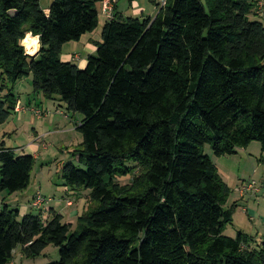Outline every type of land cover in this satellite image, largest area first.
Wrapping results in <instances>:
<instances>
[{"label":"trees","instance_id":"trees-1","mask_svg":"<svg viewBox=\"0 0 264 264\" xmlns=\"http://www.w3.org/2000/svg\"><path fill=\"white\" fill-rule=\"evenodd\" d=\"M103 1L53 0L47 14L40 0H0V126L31 76L34 100L83 116L81 167L64 164L61 178L90 191L75 225L41 193L47 203L35 207L36 194L30 204L39 215L2 199L0 264L50 245L60 257L51 264H264V237L225 236L237 207L206 154L235 156L253 142L264 152L259 0H168L153 18L114 16L85 68L63 62L65 45L98 28ZM29 32L34 56L21 43ZM35 165L0 142V196L27 191Z\"/></svg>","mask_w":264,"mask_h":264},{"label":"rangeland","instance_id":"rangeland-1","mask_svg":"<svg viewBox=\"0 0 264 264\" xmlns=\"http://www.w3.org/2000/svg\"><path fill=\"white\" fill-rule=\"evenodd\" d=\"M45 2L46 0L42 1L43 7H47ZM262 13L263 18L257 15L259 18L257 20L264 24V8ZM252 18L256 19L255 17ZM68 48L65 47V50ZM64 55L65 53L63 52L62 57ZM23 82L26 88L32 89L31 76L25 78ZM26 88L21 91L16 89L19 93L21 92L22 97L20 96V99L23 104L27 103V96H30ZM36 100L38 106L41 108L43 106V109L38 110L43 112L44 118L39 119L34 112H31L38 120H41L37 121V125H43L39 132H43L45 135H42L40 142L36 141L38 148L34 153L38 158H36V165L32 172L30 187L25 192L10 196L4 193L0 196V201L4 198H6L5 204L11 201L14 206L12 209L19 210L21 216L27 213L39 215L40 211L30 208L29 202L36 194L41 193L43 196L54 198L55 202H59V204L53 203V206L59 212H64V222L75 225L77 218L83 214L88 205L90 191L80 190L75 191L77 193L74 194L71 193L73 191L63 187L61 168L69 162L81 167L77 157H73V151L83 141L81 133L75 130L76 123L82 120L83 116L68 112L58 101L47 100L42 96ZM41 103L43 104L41 105ZM18 105L16 112L17 108L22 112L21 104L19 103ZM20 112L14 114L9 125L2 126L3 129L0 126V132L4 131L2 135L0 134L2 136L0 137V142L4 141L17 151L20 150L21 146L26 145L27 140L33 134L31 129L26 130L23 124L16 123V114H20ZM75 121L77 122L75 123ZM72 126H74L73 130L68 131V128ZM20 127L21 129H19ZM35 127L37 128L36 125ZM15 129L18 132H15ZM206 154L214 163L215 161L219 162L220 169H224L230 177L228 183L233 186L228 206L236 205L237 208L233 216V223L225 230V236L235 238L239 234H245L254 241L264 237V152L261 149V145L258 142H253L248 148L238 151L237 155L219 159L214 157L210 147H206ZM132 178V176L118 178L117 182L121 185H127ZM250 182L255 184L254 188L247 192L244 191L245 186L247 187ZM69 202L72 203L71 206H69ZM59 260L58 249L50 245L36 259H26L18 251L14 262L11 264H51Z\"/></svg>","mask_w":264,"mask_h":264},{"label":"crops","instance_id":"crops-1","mask_svg":"<svg viewBox=\"0 0 264 264\" xmlns=\"http://www.w3.org/2000/svg\"><path fill=\"white\" fill-rule=\"evenodd\" d=\"M42 1L43 0H40L42 9L44 10L45 13L48 14L50 4L53 2V0H46L45 3H47V7H43ZM108 2L112 3V5L114 7V16L118 17V18H123V19L146 18V17L153 18L157 15V12H158L155 5L150 0H104L102 3H99L97 5L98 12H99V26H98V28L94 32L84 35L79 42H77L75 44L69 43V44L65 45L63 48V52L65 53V55L62 57L63 62H71V63L77 65L79 68H82V69L85 68V66L87 64L88 56L92 55L96 51V47L94 46V42H96V43L101 42V34L103 31V28H104L105 24L108 22V20L102 14L103 5H104V3H108ZM38 43H39V41H38ZM65 47H69V48L67 50H65ZM76 55L79 56V59H74ZM23 81L17 85L16 89L18 91H21L23 88H26L24 86ZM26 89H27L26 91H28L29 94H31L32 89H30V88H26ZM17 90H16L17 94L22 97V95L20 94L21 92L19 93ZM32 99L33 98L31 97V95L27 96V103L26 104L21 103V99H20V104H21L23 111L20 112V114H16V123H21L26 128V130L31 129L33 131V134L27 140L26 145L21 146L20 150L17 151L16 149L11 148L9 145H7V143H5L4 141H1V142H4L5 146L7 148L13 149L18 155L33 154L32 156H34L35 158H38V156L34 153L35 150L38 148V146L36 145V141L40 142V139H42V135H45V134L43 132H39V130L41 131V128L43 127V125L42 124L37 125V121H41V120H38L32 114V112H33V110L43 109V106L41 108L40 106H38L37 100H34V99L32 100ZM42 104L43 103H41V105ZM13 116L9 119V121L6 124L3 125L4 127L7 124L9 125V123H11L10 121L13 118ZM50 121H53V120H50ZM76 122L77 121H75V123ZM80 122H81V120L76 123L75 130H77ZM35 125L37 126V128L35 127ZM73 127L74 126L68 128V131H72ZM2 129H3V127H2ZM19 129H21V127ZM3 132L4 131L0 132V134L2 135ZM15 132H18V130L15 129ZM0 137H2V136H0ZM239 151H241V150H239ZM215 164H216L218 171H219V174L221 175L224 182L233 190V186L230 183H228V180L230 177L226 174L227 172L224 169H222V170L220 169V167H219L220 165H219L218 161H215ZM71 193L75 194L77 192L73 191ZM32 199H31V201H32ZM29 203L31 204V202H29ZM7 204H9L11 207H14L12 205L11 201H9ZM30 204H29V207L31 208ZM52 208H54L56 210V207L52 206ZM56 211L59 212L58 210H56ZM62 212H59V213L62 214V216L64 217V212L63 213Z\"/></svg>","mask_w":264,"mask_h":264},{"label":"built area","instance_id":"built-area-1","mask_svg":"<svg viewBox=\"0 0 264 264\" xmlns=\"http://www.w3.org/2000/svg\"><path fill=\"white\" fill-rule=\"evenodd\" d=\"M156 7V9L159 11L160 9L166 7L168 0H150ZM258 7H259V12L258 15L259 17H263V13H262V9L264 7V3L262 2V0H259L258 2ZM102 14L105 16V18L110 21L114 18V7L112 5V3H104L103 8H102ZM74 59H79V56H75ZM19 106V105H18ZM21 110L19 108H17V112H20ZM33 112L35 113V115L39 118L42 119L44 118V114L43 112H41L40 110H33ZM254 183H248V186L244 188V191H249L251 189L254 188ZM47 203L46 199L43 198L41 195H37L35 200H34V206L35 207H41L43 204ZM69 206L72 205V203H68Z\"/></svg>","mask_w":264,"mask_h":264},{"label":"clouds","instance_id":"clouds-1","mask_svg":"<svg viewBox=\"0 0 264 264\" xmlns=\"http://www.w3.org/2000/svg\"><path fill=\"white\" fill-rule=\"evenodd\" d=\"M38 41L39 37H33V35L29 32L25 35V38L21 41V43L29 46L31 51L34 53L38 49Z\"/></svg>","mask_w":264,"mask_h":264},{"label":"bare ground","instance_id":"bare-ground-1","mask_svg":"<svg viewBox=\"0 0 264 264\" xmlns=\"http://www.w3.org/2000/svg\"><path fill=\"white\" fill-rule=\"evenodd\" d=\"M38 45H39V43H38ZM24 48H25L26 54H28L30 56H34L37 53V51L39 50V46H38V49L34 53L31 51V49L29 48V46L24 45Z\"/></svg>","mask_w":264,"mask_h":264}]
</instances>
